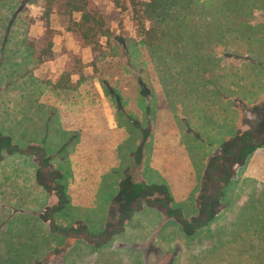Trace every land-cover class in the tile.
Here are the masks:
<instances>
[{
  "label": "rangeland",
  "instance_id": "rangeland-1",
  "mask_svg": "<svg viewBox=\"0 0 264 264\" xmlns=\"http://www.w3.org/2000/svg\"><path fill=\"white\" fill-rule=\"evenodd\" d=\"M69 1L0 0V131L13 150L29 134L24 126L45 130L51 113L56 119L70 108L62 113L65 128L71 119H80L83 109L96 119L111 111L132 136L123 151L136 140L142 144L149 130L156 138L176 135L183 108L192 110L204 99L213 102L218 94L232 95L235 106L259 122L254 107L261 108L264 98V0H91L88 9L105 21L111 35L98 34L92 22L97 37L89 46L77 38L81 27L75 21L82 13L70 12ZM234 117H239L237 110ZM57 129L47 142L49 150L64 137ZM81 133L77 129L66 136ZM10 147L0 153V264H69L66 243L87 258L83 264H264V234L256 221L233 225L225 216L215 230L209 224L214 217L203 222L208 191L200 199L198 217L191 202L184 207L183 226L153 201L139 197L130 212L119 199L107 202L104 192L90 210L81 205L73 212L85 224L66 225L71 203L57 209L50 197H59L61 187L70 184L59 179L60 169L50 175L60 160L36 176L33 163L40 160ZM135 148L134 157L140 159L143 150ZM143 165L137 162L134 172L142 174ZM233 197L236 202L237 194ZM165 205L179 215L175 204ZM220 205L219 200V210ZM255 205L248 203L253 218ZM107 208L122 210L124 216L110 212L105 224ZM73 239L87 247L72 245Z\"/></svg>",
  "mask_w": 264,
  "mask_h": 264
},
{
  "label": "crops",
  "instance_id": "crops-1",
  "mask_svg": "<svg viewBox=\"0 0 264 264\" xmlns=\"http://www.w3.org/2000/svg\"><path fill=\"white\" fill-rule=\"evenodd\" d=\"M215 97L213 102L204 103L205 99L195 102L192 110L183 108L184 113L180 117L182 125L178 126V130L176 129V135L167 134L156 138L152 130L142 144L138 145L136 140L134 147L124 151V145L132 136L128 134L127 125L118 123L111 111L104 110L103 116L96 119L90 118L88 109H83L80 119H71L66 128L76 132L77 129H81L82 133L81 137H75L71 151L59 162L61 170L59 179L70 183L65 187L66 199L70 201L69 208L72 209L70 214L67 213V218L70 217L71 220L64 221V224H85L84 219L75 220L78 216H75L73 212L81 211V205L90 210L92 202L97 201L101 192L105 193L104 198L107 202L114 201L117 195L109 194V192L117 190L118 193L123 179L131 175L138 184L150 185L148 190H155L152 201L156 208L163 214L172 215L171 218L175 223L183 226L184 222L180 215L185 213L184 207L190 202L194 205V210L191 212L198 217L201 211L200 199L203 198V192L208 191L210 212H207L203 222L214 217L209 224L215 230L225 216L232 219L233 225L234 222L238 224L239 220L240 223L245 224L256 221L258 232L263 235L264 145L247 155L250 143L248 139L244 140L243 135H251L253 138L264 136V127L260 126L264 98L260 100L263 101L261 108L254 107L255 113L258 112L255 116L260 117L259 122L254 124L251 117L235 106L232 95L218 94ZM60 107L67 106L60 105ZM70 110L72 109L59 112L56 119L61 124L67 122L62 113L67 114ZM235 110L239 112L237 120L234 117ZM48 119H54V114L51 113ZM79 138L80 141H78ZM171 144L175 145L176 149L171 148ZM189 146H193V149H189ZM135 147L143 150L139 159V163L144 164L142 174L129 172L133 167L132 163H135L132 155ZM226 151H228V157L222 156ZM244 157L246 160H243ZM62 164H66L65 169L62 168ZM147 167L149 171H146ZM249 182L254 183V186H248ZM75 185L79 186L78 189L73 187ZM160 188L165 189L167 198L171 199L170 205H176V212L179 215H174L167 209L166 196L162 197L159 194ZM219 189L222 190L221 196H218ZM233 192L238 197L236 202ZM250 192L254 193L250 195ZM51 195L52 207L55 204L60 208L57 194ZM139 196L142 194L139 193ZM219 200L220 210L218 209ZM253 202L256 203L258 211L254 218L249 216L248 210V203ZM110 206L112 204L107 207ZM110 212L117 218L122 216L119 211L107 208L105 224H108L106 215L111 216ZM247 231L251 233L250 227ZM73 240L72 245L76 242L79 248L87 247L85 241ZM66 250L65 259L68 254L71 255V258L67 259L69 264H83L87 260L81 255V251L75 250V247L70 248L68 243H66ZM150 250L151 248L148 253ZM136 258L139 261L138 254Z\"/></svg>",
  "mask_w": 264,
  "mask_h": 264
},
{
  "label": "flooded vegetation",
  "instance_id": "flooded-vegetation-1",
  "mask_svg": "<svg viewBox=\"0 0 264 264\" xmlns=\"http://www.w3.org/2000/svg\"><path fill=\"white\" fill-rule=\"evenodd\" d=\"M198 42H201L200 40ZM198 45V43H196ZM200 45V44H199ZM24 123L26 121H23ZM41 122V121H40ZM134 124L137 125L138 121H132ZM45 125L47 126L45 130L40 129H35L33 131H31L30 129H27L28 127L24 126L22 131L23 133L29 130V134L25 135V138L23 141H20V149L17 148L16 150H13V147L10 145L11 142L9 140H7L6 142L8 143V146H6L5 148H9L10 146V150L13 152H16L17 154L21 155V156H27L30 158L37 159L40 160L33 163V165L35 166L36 169V176H42V169H46V168H50L51 165H53V162L56 160H62V158L66 157L69 153V151H71L72 146L74 144H72V141L75 139V136H66L68 134V132L70 133L69 128H65L64 127V123L61 124L59 122L58 119H48L45 121ZM34 124V122H33ZM40 124V123H39ZM34 128H36V124H34ZM53 125V126H52ZM22 126V125H20ZM63 128H62V127ZM260 126L264 127V109L262 112V120L260 123ZM60 127V128H58ZM55 128L58 130L59 133H61L62 135H64V137L62 138V142L57 143L56 147L54 149L49 150V148H46L47 142L50 139V136L53 134V132L55 131ZM53 129V131L51 130ZM40 131V133H44L42 135H40V133L36 134L35 131ZM150 130L147 132L146 136H148L150 134ZM30 133H32V136H29ZM36 134V135H35ZM244 140L248 139L249 143H251V146L249 147L248 151H247V155H250L255 149L261 147L264 145V136H260L258 138H253L251 136H248L247 134L243 135ZM77 137V136H76ZM39 138L40 141H39ZM66 138V139H65ZM250 139H252L250 141ZM23 146V149H22ZM4 148V149H5ZM137 149V148H135ZM38 150H39V154H38ZM141 150V149H140ZM134 152L133 151V159L135 161V163H133V167L131 169V171L129 170V172H133L134 168L136 167L137 162H140L138 158L134 157ZM251 152V153H250ZM222 156L224 157H228V151H226V153H224ZM243 160H246V157H244ZM36 163V164H35ZM52 167V166H51ZM59 170V167H57L56 169H51L50 168V175L52 176V173H55L56 171ZM137 174V173H136ZM60 178V174L58 175ZM39 179V178H38ZM39 181V180H38ZM121 189V193L119 195H117V197L115 198V201H117L118 199L121 200L120 202H123V204L128 205V211L133 209L134 206H136L138 204L139 197L145 198L148 201H152V198L154 197L155 194V190H148V187L146 184H138L137 182L134 181L133 177L131 175L126 176L121 185L120 188ZM160 193V195L162 197L166 196L165 199V203H170L171 199L167 198V193L165 191V189H159L158 190ZM139 193L142 194V196H139ZM58 196V194H57ZM124 200V201H123ZM68 200L66 199V187H61L60 189V194H59V203L61 205L62 208H65L67 206H64V204L67 202ZM70 202V201H69ZM133 206V207H132ZM59 209V208H57ZM117 211V208H116ZM121 213V217H123V213L124 211H119ZM126 216V215H125Z\"/></svg>",
  "mask_w": 264,
  "mask_h": 264
},
{
  "label": "trees",
  "instance_id": "trees-1",
  "mask_svg": "<svg viewBox=\"0 0 264 264\" xmlns=\"http://www.w3.org/2000/svg\"><path fill=\"white\" fill-rule=\"evenodd\" d=\"M69 4L72 6V9L70 12H80L82 13L81 16V21H75V24H77L78 27H81V30L77 31V38L81 42L83 46H89L92 44H95L96 42L90 41L92 39L91 37H97V32H95V26L92 25V22H95L99 26L98 34L101 36H107L110 37L111 31L110 28H107L105 26V21L102 18H97L93 16L92 11L88 9L93 2L91 0H70ZM82 27L84 29H82ZM79 32V33H78ZM150 31H146V35H149ZM99 42H97L98 44ZM2 132L0 131V153L3 151V149L8 146V143L3 140L4 138L2 137ZM251 136V135H250ZM252 137V136H251ZM252 139H250L251 141ZM251 146H248V148ZM251 153V152H250ZM222 190H218V196L222 195ZM210 203L208 202V207H207V212H210Z\"/></svg>",
  "mask_w": 264,
  "mask_h": 264
}]
</instances>
